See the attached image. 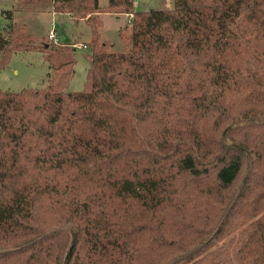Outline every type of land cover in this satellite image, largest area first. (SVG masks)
<instances>
[{
  "label": "trees",
  "instance_id": "obj_1",
  "mask_svg": "<svg viewBox=\"0 0 264 264\" xmlns=\"http://www.w3.org/2000/svg\"><path fill=\"white\" fill-rule=\"evenodd\" d=\"M90 26L75 48L3 12L0 69L41 53V89L0 90V264H264V0H22ZM131 15L130 50L99 43Z\"/></svg>",
  "mask_w": 264,
  "mask_h": 264
},
{
  "label": "rangeland",
  "instance_id": "obj_2",
  "mask_svg": "<svg viewBox=\"0 0 264 264\" xmlns=\"http://www.w3.org/2000/svg\"><path fill=\"white\" fill-rule=\"evenodd\" d=\"M108 0H98L101 8L106 7ZM172 0H134L135 11L152 9H170ZM5 11H12L13 23L23 26L33 36L43 37L47 41V33L51 27L55 28L61 43L76 45L74 74L66 87V92L83 90L88 70V61L84 54L89 53L91 39L90 26L83 21L75 22L66 14H55L50 4L27 5L22 0H0V31L6 26ZM98 28L99 43L104 44L109 52L125 53L130 50L131 30L124 15L103 13ZM85 45L83 49L79 47ZM49 68L41 53L18 52L10 56L7 66L0 69V90L20 91L25 88L41 89L46 86ZM243 238V233L236 232L216 248V252L225 259V264L234 261L235 249Z\"/></svg>",
  "mask_w": 264,
  "mask_h": 264
},
{
  "label": "built area",
  "instance_id": "obj_3",
  "mask_svg": "<svg viewBox=\"0 0 264 264\" xmlns=\"http://www.w3.org/2000/svg\"><path fill=\"white\" fill-rule=\"evenodd\" d=\"M47 39L52 42L53 44H60L61 41L60 39L58 38V34L55 30V28L51 27V29L49 30V32L47 33ZM73 46H76V45H73ZM79 47L85 49L86 46L85 45H80Z\"/></svg>",
  "mask_w": 264,
  "mask_h": 264
},
{
  "label": "crops",
  "instance_id": "obj_4",
  "mask_svg": "<svg viewBox=\"0 0 264 264\" xmlns=\"http://www.w3.org/2000/svg\"><path fill=\"white\" fill-rule=\"evenodd\" d=\"M124 16H126V17H127V23L129 24V22H130V19H131V15H124ZM100 17H102V16H100Z\"/></svg>",
  "mask_w": 264,
  "mask_h": 264
}]
</instances>
